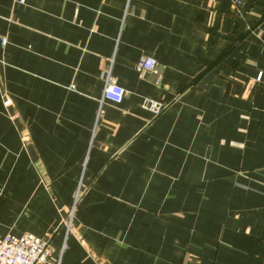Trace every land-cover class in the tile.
<instances>
[{
    "label": "crops",
    "instance_id": "1",
    "mask_svg": "<svg viewBox=\"0 0 264 264\" xmlns=\"http://www.w3.org/2000/svg\"><path fill=\"white\" fill-rule=\"evenodd\" d=\"M24 233L60 264H264V0H0V234Z\"/></svg>",
    "mask_w": 264,
    "mask_h": 264
},
{
    "label": "built area",
    "instance_id": "2",
    "mask_svg": "<svg viewBox=\"0 0 264 264\" xmlns=\"http://www.w3.org/2000/svg\"><path fill=\"white\" fill-rule=\"evenodd\" d=\"M24 4L25 0H19ZM241 5L240 1L236 2ZM5 45V39L2 40ZM156 60L149 57H141L137 65V71L142 76L147 72L157 73ZM262 75L258 80H261ZM125 96V90L118 85L117 80L108 73L107 83L103 93V100L110 101L114 104H121ZM6 102V106L10 105ZM144 107L159 115L163 106L151 101H147ZM74 212V211H73ZM72 212V214H73ZM68 230L72 228V216L66 221ZM0 264H60L53 259V250L49 239H41L35 235L24 233L21 236L12 234H0Z\"/></svg>",
    "mask_w": 264,
    "mask_h": 264
}]
</instances>
